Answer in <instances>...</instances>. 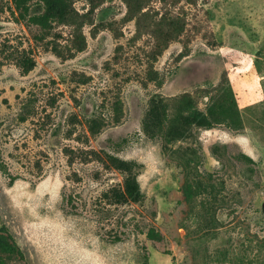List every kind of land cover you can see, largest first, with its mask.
<instances>
[{
  "label": "rangeland",
  "instance_id": "374dc122",
  "mask_svg": "<svg viewBox=\"0 0 264 264\" xmlns=\"http://www.w3.org/2000/svg\"><path fill=\"white\" fill-rule=\"evenodd\" d=\"M134 1L0 0V264H264V0Z\"/></svg>",
  "mask_w": 264,
  "mask_h": 264
},
{
  "label": "trees",
  "instance_id": "16d2710c",
  "mask_svg": "<svg viewBox=\"0 0 264 264\" xmlns=\"http://www.w3.org/2000/svg\"><path fill=\"white\" fill-rule=\"evenodd\" d=\"M15 1L17 2L18 5H21L23 2V0H15ZM88 1H90L91 5L95 8L97 7V5L100 4L101 0H88ZM128 2L130 3V5H132L134 9H137L138 4L136 1L128 0ZM43 3H44L45 12L41 17L44 22L48 17L56 18L59 20L64 19V17H66L70 13L68 5L64 2V0H43ZM165 16H167L168 19L169 18L171 19L173 15H171V13L168 12L166 13ZM171 23L174 25V29L176 31L179 30V28L184 27L179 21H172ZM170 34L171 32L163 33L165 37L162 40L158 41L157 48H162L167 44V39ZM34 64L35 61L30 56L22 57L20 60V65L24 73H28L31 70V68L34 66ZM114 109L118 114L122 113L123 108L120 100H118V102L115 104ZM121 161L122 163L125 162V160H121ZM124 168L126 170H129V168L126 165L124 166ZM113 195L115 197L120 198V200L126 199V197H130L133 200H139L140 197L143 195V193L140 187V183L138 182V179L136 177H133L126 181L124 191H120V190L114 191Z\"/></svg>",
  "mask_w": 264,
  "mask_h": 264
}]
</instances>
